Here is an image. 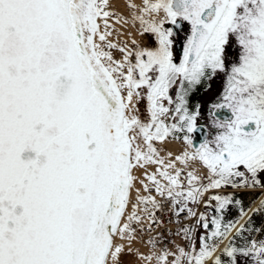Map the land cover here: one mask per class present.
I'll list each match as a JSON object with an SVG mask.
<instances>
[{
  "label": "snow or ice",
  "instance_id": "1",
  "mask_svg": "<svg viewBox=\"0 0 264 264\" xmlns=\"http://www.w3.org/2000/svg\"><path fill=\"white\" fill-rule=\"evenodd\" d=\"M107 4L0 0V264H121L124 246L114 241L132 239V224L143 218L136 209L143 206L150 227L161 223V202L139 192L125 217L136 167L161 166L146 174L144 191L171 201L176 216L196 217L188 204L200 203L210 189H264V0H143L139 14L128 0L131 21L153 39L120 47L121 61L106 50L118 45L96 42L111 34L107 18L115 13ZM185 23L177 56L174 37ZM216 81L221 88L208 108L215 134L195 147L191 134L202 130L201 104L192 110L191 97L211 92ZM142 100L146 119L139 115ZM222 110L228 115L221 117ZM168 116L173 122L162 118ZM177 133L186 147L165 163L154 142L180 139ZM189 160L206 168V184L194 171L181 179L175 162L187 167ZM233 204L248 215L232 194L205 201L215 214L199 213L196 223L212 228L199 237V251L178 247L141 258L225 264L210 241L226 239L233 229L241 237L261 231L224 223ZM249 211L264 213V197ZM181 231L190 238L189 227ZM222 253L227 264H239L238 258L264 264V239L243 246L229 239Z\"/></svg>",
  "mask_w": 264,
  "mask_h": 264
},
{
  "label": "rangeland",
  "instance_id": "2",
  "mask_svg": "<svg viewBox=\"0 0 264 264\" xmlns=\"http://www.w3.org/2000/svg\"><path fill=\"white\" fill-rule=\"evenodd\" d=\"M131 2L137 5L136 11L139 14V9L143 7V0H131ZM106 10L115 13V15L107 18L108 24L111 26L108 31L111 34L106 37V41L101 42L96 38V42L102 45L107 42L118 45V47L106 50L112 54L114 60L121 61L123 60V53L120 51V47L126 46L127 49H131L133 48V41L143 46L146 43V38L145 35H141L138 30V22L133 23L131 21V9L128 8V0H108ZM121 17H123V19H120ZM125 21L128 22L125 23ZM97 23L100 26V31L104 32L105 25L103 20L98 18ZM165 106L168 105L165 103ZM138 107L140 109L139 115L141 119H146V101H140ZM162 118L167 122L168 117ZM176 135L181 138L176 139L173 136H169L162 142H154L155 147L159 150V156L165 159V163L173 161L176 156L181 155L186 147L182 138L183 134L177 133ZM189 151H191V149H189ZM169 153H171V155H169ZM157 167L161 166L147 164L144 167H136L133 169L132 175L135 177V180L129 192V204L125 211V217L133 211L132 205L137 203V192H139L140 195L155 196L158 201L160 200L161 197L154 189L151 192H145L143 187L144 184L150 183L146 174L154 173ZM175 167L183 169L181 174L182 180L186 177L188 171H194L196 175L207 179V170L198 164V161L189 160L187 167L179 161H176ZM169 171H172V169H169ZM204 174L206 175L204 176ZM141 181H143V183H141ZM142 207L143 206H140L136 209L137 213L142 215L143 218L139 223L134 222L132 224V227L135 229L132 239L121 240L119 237L115 238V243H120L124 246V251L119 257L121 264H156L155 257H153L152 260H144L141 256H147L154 252L158 254L162 249H166L170 253H175L178 247L184 248L185 251H191L192 248L195 247L196 251H199V248L195 246L196 244L194 242L190 244V239H185L184 233H180L181 228L179 224H173L171 226L172 230L165 231L164 233L161 232L158 225L154 227L152 224L150 227L148 217L143 216L141 213ZM180 234L182 235L180 236ZM150 239L155 240V246L148 242ZM209 243H211V241ZM128 249H131V251H128ZM172 259L173 257L170 255L168 257L169 264Z\"/></svg>",
  "mask_w": 264,
  "mask_h": 264
},
{
  "label": "flooded vegetation",
  "instance_id": "3",
  "mask_svg": "<svg viewBox=\"0 0 264 264\" xmlns=\"http://www.w3.org/2000/svg\"><path fill=\"white\" fill-rule=\"evenodd\" d=\"M187 29H188V25L185 23L184 30L179 31L178 35L174 37L175 40L174 54L177 56H179V54L182 52L183 39L187 34ZM145 38H146V43L143 46L150 45L152 43L153 38H150V36L148 35H145ZM236 50H237L236 48L231 49L232 52H236ZM232 58L234 59L235 57ZM220 88H221L220 81H216L213 84V89L211 92L205 93L203 90H199L191 97L190 108H192V110H195L196 103L201 104V108H200L201 115L198 118L197 122L198 125L200 126V129L202 130H197L196 132L191 134L193 145L195 147H198L206 137L211 138V135L215 134V129L211 128L210 120L208 117V108H209V104L211 103V100L214 99L216 94L219 92ZM171 95L173 96V98H175L174 91L171 92ZM165 103L167 104V102ZM224 115H228L226 110H222L220 112L221 117H223ZM168 119H170L171 122H173L170 116H168ZM200 165L202 164L200 163ZM201 183H204V181L202 180ZM217 194L219 195L232 194L234 198L240 199L242 201L243 210L245 213H248L247 216L242 217L240 213V206H236L235 204H233L230 205L224 211L223 217H228L230 219L229 221H233V222L239 221L236 227H239V224H244L245 229H248L249 227L253 229H261V231L245 230L242 233L243 238L241 236H236L235 229H233V231L228 234V237L226 239L224 240L214 239L211 241V244L217 245V252L214 255H220L221 259L225 261V264H227L228 258L224 256V254L222 253V249L225 246V244L228 243L229 239H231L236 246H243L248 240L264 239V213H261L259 211L252 213L249 211V209L256 207L257 202L261 197H264V189L233 188L230 186H225L220 189L208 190V192H206V198L209 199V197H211L212 195H217ZM211 203L214 205L215 201H211ZM200 213L207 214L209 218L211 217V215L215 214L213 209H211L210 211L201 210ZM249 217L251 219V224L247 223ZM210 231H212L211 225L209 226L208 229H205L201 225H198V228L196 230V237H195L196 247L198 248L200 247L199 237L202 235H207ZM238 260H239V264H246L244 258H238ZM205 264H213V262L211 259H208L205 261Z\"/></svg>",
  "mask_w": 264,
  "mask_h": 264
},
{
  "label": "built area",
  "instance_id": "4",
  "mask_svg": "<svg viewBox=\"0 0 264 264\" xmlns=\"http://www.w3.org/2000/svg\"><path fill=\"white\" fill-rule=\"evenodd\" d=\"M159 201L161 202V210L156 212V218L157 220L161 221V223L159 224H162L161 229H162V232H164L167 230L169 224H171L174 221L175 217H178V216L173 214L174 210H173L171 201L167 199H162V198ZM184 216H187V212L181 213L179 215V217H184ZM189 228H190V225H189Z\"/></svg>",
  "mask_w": 264,
  "mask_h": 264
},
{
  "label": "bare ground",
  "instance_id": "5",
  "mask_svg": "<svg viewBox=\"0 0 264 264\" xmlns=\"http://www.w3.org/2000/svg\"><path fill=\"white\" fill-rule=\"evenodd\" d=\"M130 40V39H129ZM131 41V40H130Z\"/></svg>",
  "mask_w": 264,
  "mask_h": 264
},
{
  "label": "trees",
  "instance_id": "6",
  "mask_svg": "<svg viewBox=\"0 0 264 264\" xmlns=\"http://www.w3.org/2000/svg\"><path fill=\"white\" fill-rule=\"evenodd\" d=\"M170 123V122H169Z\"/></svg>",
  "mask_w": 264,
  "mask_h": 264
}]
</instances>
